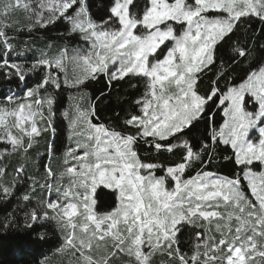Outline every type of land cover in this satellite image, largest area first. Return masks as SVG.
<instances>
[{"label": "snow or ice", "instance_id": "snow-or-ice-1", "mask_svg": "<svg viewBox=\"0 0 264 264\" xmlns=\"http://www.w3.org/2000/svg\"><path fill=\"white\" fill-rule=\"evenodd\" d=\"M58 22L84 47L70 54L50 42L37 54L17 45L19 32ZM224 44L230 64L248 63L239 83L217 57ZM101 76L109 90L126 78L142 86L109 121L85 102L87 83ZM0 77L20 89L0 96V202L28 182L0 228L23 224L46 241L51 225L69 264H264V0H111L99 20L88 0H0ZM65 89L80 102L62 112V167L28 176L23 161L55 134ZM221 145L231 149V176L210 170ZM54 152L49 144V160ZM5 156L22 161L9 183ZM101 186L113 197L105 209Z\"/></svg>", "mask_w": 264, "mask_h": 264}, {"label": "trees", "instance_id": "trees-1", "mask_svg": "<svg viewBox=\"0 0 264 264\" xmlns=\"http://www.w3.org/2000/svg\"><path fill=\"white\" fill-rule=\"evenodd\" d=\"M111 0H88L90 11L93 17L97 20L101 19L106 14V9ZM22 22L24 17L20 15L18 17ZM259 29V25H255ZM61 33H66V25L62 22H58L56 25L51 26L48 29L37 28L34 29L32 33L27 31L19 32L18 39L16 40L17 45L22 49L23 43L27 42L31 45L32 51L38 52L40 50L46 49L51 42L53 47L68 46L69 53L71 54L73 49L83 48L84 42L79 39L78 36H67L66 34L62 37ZM242 39H247L249 44H251L254 33L249 31L247 35H244V30L237 33ZM38 46L37 50L34 45ZM32 53H28L31 56ZM230 47L229 44H224L218 49L217 57L222 58L225 64L228 66V75L232 78V82L239 83L241 77L244 75V71L248 67V63L242 64H230ZM262 53L257 51L254 58H252V63L255 64L260 60ZM71 72V68L69 69ZM212 73H209L208 77L204 78L200 82V89L204 91L208 85L210 79H213ZM35 77L28 80L29 85L34 81ZM16 82L12 81L10 84L3 77H0V96L7 93L9 88L16 92L20 89L16 88ZM221 86H223V81H221ZM23 87V86H21ZM142 86L133 88L125 81L113 82L111 89H108L106 79L101 76L96 81H89L85 89L87 95L85 96V102H87L90 97L93 102H96L97 114L102 121H109L113 119L117 112L123 114V112L129 107L130 101L133 97L137 96L139 91H141ZM74 90L65 89L63 93L58 97V103L56 104V117L54 120V127L56 129L53 135L50 131L48 135L41 138L39 145L35 146L29 154L26 161L27 175L37 178H42L43 168L42 165L50 163L55 171H59L62 167V157L64 151L68 146L67 141V125L66 121L63 119L62 112L68 109L73 102H80L79 96L76 97L75 101L69 100L70 93ZM101 93H104L101 96ZM97 98H100L97 102ZM215 111V109H213ZM223 117L219 113L216 115V123L219 125L222 123ZM204 125H200V130L203 131ZM49 144L54 147V155L51 160L45 159V155L39 160L36 157V149L41 145L43 150L46 149ZM146 146L141 145L140 152L141 155H146L144 148ZM167 154H165L166 156ZM231 155V149L226 148V146L221 145L213 156L212 164L210 165V170L216 171L223 175H233L236 172L235 165L229 161L225 160V156ZM164 157H161L163 159ZM22 161L16 156H5L2 163L6 166L8 176L4 178L5 183H9L12 180V173L16 166ZM28 182L21 181L19 188L17 189V196H14L8 202H0V222L12 211L16 205L17 198L26 189ZM26 188V189H25ZM54 195V194H53ZM98 200V206L101 209L108 208L112 205L113 197L108 189H104L102 186L97 189L95 194ZM38 231L40 230H30L23 227L21 224L18 228L3 229L0 228V264H69L66 257L61 256L56 252L59 247L62 237L60 234L49 225L46 229L47 237L46 241L39 238Z\"/></svg>", "mask_w": 264, "mask_h": 264}, {"label": "rangeland", "instance_id": "rangeland-1", "mask_svg": "<svg viewBox=\"0 0 264 264\" xmlns=\"http://www.w3.org/2000/svg\"><path fill=\"white\" fill-rule=\"evenodd\" d=\"M32 45H34L33 43H31ZM37 47L36 45H34V48L37 50ZM45 155V159L46 161L48 160V157H47V150L44 149L43 150V146L41 145L39 148L36 149V157L37 159L39 160L40 158H42L43 156ZM28 187V185H26ZM26 189V188H25Z\"/></svg>", "mask_w": 264, "mask_h": 264}]
</instances>
